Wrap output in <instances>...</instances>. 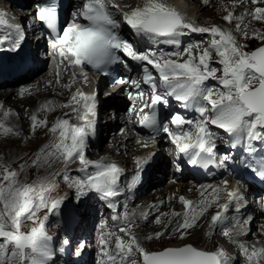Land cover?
Returning a JSON list of instances; mask_svg holds the SVG:
<instances>
[{"label": "snow or ice", "instance_id": "6c2138e0", "mask_svg": "<svg viewBox=\"0 0 264 264\" xmlns=\"http://www.w3.org/2000/svg\"><path fill=\"white\" fill-rule=\"evenodd\" d=\"M203 2L208 4L209 0ZM246 2L247 0H233L232 6L238 7ZM262 2L264 0H251L253 5ZM81 4L73 13V20L83 19L86 21L85 25L73 22L58 30V5L55 0H46L44 6L37 11L36 18L51 30V47L62 63L102 69L114 64L127 67L131 61L141 67L142 81L123 78L114 80L118 84H131L136 91L135 95L129 94V99L134 104L142 102L138 111L134 106L129 108L130 122L131 113L135 112L136 122L141 128L150 130V135L144 142L139 139L136 141L138 144L147 147V139L154 140L163 133L174 146L172 154L179 161L203 167L215 163L218 141L231 148L245 144L247 156L242 157L239 163L264 180V157L259 161L251 158L256 152L253 142L264 143V33L252 30L251 38L262 43L256 49L245 51L246 45L238 42L233 31L215 24L194 25L185 14L168 4L167 0H145L142 7L121 13L123 24L134 36L175 46H179L180 38L189 32L207 34L211 39L207 47L202 46L203 42H196L182 50L178 47L171 52L158 48L141 51L129 39L119 35L117 30L121 21L115 19L109 10L110 6L118 8V5L111 0H81ZM245 17L264 22V7H255L250 12L245 10L239 17L228 11L222 19L229 24L235 23V31L249 38V26L244 23ZM0 29L5 30L0 35V44L10 42L9 51L21 48V43L26 38L23 27L11 23L3 12H0ZM214 63L220 67L213 66ZM211 81L217 82L218 86L211 85ZM141 83L150 89L147 99ZM25 91L26 89H22L21 94ZM97 103L96 93L78 91L63 105L70 107L84 123L76 125L63 118L54 121L49 129L53 140L41 148L32 164L35 166L42 154L56 156L65 165L78 160L81 165L78 171L84 174V179L75 182L78 197L94 190L101 199L108 201L107 207L113 212V224L110 227L107 219L100 224V264H234L233 259L227 257L222 249L206 251L192 244H184L150 251L142 246L132 231L137 214L127 210L121 214L117 211V204L112 202L122 191L119 181L125 170L115 162H105L103 158L97 161L86 158L87 140L95 134ZM173 103L178 106L179 111L172 110ZM42 107L47 108V103ZM162 109L167 111L162 112ZM189 110L198 113V117L188 118L184 113ZM11 114L10 111L3 113L5 118ZM68 115L65 113V116ZM30 119L33 132L47 126V121L38 120L35 114ZM212 127L223 130L228 139L223 140L217 136L211 130ZM0 130L5 135H19L2 121ZM46 149L50 150L46 152ZM149 160L150 157L145 158L141 163L138 158L137 171H142V164H147ZM232 160L231 155H224L220 162L223 164ZM176 170H181L179 163L176 164ZM21 171L23 165L14 169L10 164L0 162V264H48L53 255L48 246L50 237L45 227L48 217L45 215L41 219L37 212L40 209H47L49 213L56 211L62 200H49L50 188L20 181ZM64 178L68 179L67 175ZM137 179L138 177L134 178L129 187ZM223 183L227 185V181ZM213 192L214 199L218 200L219 188L213 189ZM228 197L229 203L220 205V208L226 213L230 204L235 201L236 211L239 212L243 206V197L236 192H229ZM179 200L185 211L173 212V219L164 225L163 231L145 239H160L169 232L179 233V238L183 239L210 206V201L201 199L197 212L193 201L183 196ZM260 203L264 209V198H261ZM124 207L126 209V205ZM139 215L144 218V213ZM161 215L165 214L157 215L156 223H162ZM226 219L228 218L221 211H217L211 217L210 228L214 229ZM251 219L249 216L248 220ZM233 220V228L226 230L224 235L238 243L245 257V264H264V246H249L230 235L232 232L235 236L244 233L239 220L235 217ZM27 221H31L33 226L24 231Z\"/></svg>", "mask_w": 264, "mask_h": 264}, {"label": "bare ground", "instance_id": "6f19581e", "mask_svg": "<svg viewBox=\"0 0 264 264\" xmlns=\"http://www.w3.org/2000/svg\"><path fill=\"white\" fill-rule=\"evenodd\" d=\"M126 2L123 4V6H127L128 4V6L133 7V5H136V2H138L139 5L137 7H142L145 0H137L136 2L127 0ZM212 2L213 5L211 4V0H209L208 4H210V7H208V10H213L214 7L218 6L222 11H225V8L232 5L233 0H212ZM250 2L251 1L248 0L245 3L246 8H243L244 11H249L248 4H250ZM167 3L176 7L179 11L185 14L188 20L191 23H194V25L196 24V18L204 13H202V9L207 5L203 2V0H167ZM229 3L231 4L229 5ZM209 12L207 11L206 13ZM186 58L187 57H185V59ZM60 83L61 80L59 81L52 78L48 72H42L35 78L22 83L19 86L20 88L17 86L13 88H0V121H2L6 126L12 127L16 132L19 133V135H5L3 134L2 130H0V162L10 164L14 169H19L21 165H23V171H21L19 175V179L22 182L32 184L37 183L38 178H45L46 182L43 187L51 189L48 194L49 200L56 198V192L59 190V186L61 187L63 184L65 185L68 183L73 184L72 181L74 179L72 177L68 179L64 178L65 173L71 170V163L65 165L62 159H57L56 156H45L43 154L35 166L32 164V161L36 159L41 148L45 145H48L50 141L53 140V135L49 132V129L51 128L53 122L58 118L69 119L72 124L76 125H82L84 123L83 120L78 119L77 113H73L70 107H63V105L67 104L71 98L76 95V87L79 84L85 86V83L80 82L72 89L67 88L71 81L64 80V84L62 86L59 85ZM22 89H26L23 94H21ZM123 96L124 95L122 91H117L113 95V100H119L120 102H123ZM46 103L47 108H43L42 106ZM5 111H10L12 114L5 118L3 115ZM80 112L81 114L83 113L82 108L80 109ZM65 113H68L69 115L65 116ZM33 114L37 116L38 120H46L47 126L39 128L33 132L31 130L32 121L30 119ZM111 131L112 130L108 128V130L103 131L101 134L90 136L87 140V146L92 148L101 147L100 151H95L96 156L100 159L103 158L105 162H115L116 164L121 163L122 169L125 170L123 174H127L136 163L137 156L138 153H140L141 148L137 149L135 145H130L129 140L127 142L122 141L123 136H115L114 144H111L104 136L106 132L110 136ZM49 150L50 149H46L45 151L47 152ZM38 174L39 177L37 178ZM151 178L155 177L151 176ZM195 187L196 184H189L187 187H182V182L177 184L167 183L164 186L157 188L154 193L155 198H150L153 196V194H150L151 192L149 194L147 193L145 196H147L148 200L141 199V202L138 200L136 202V206L133 205L134 209L132 210L137 214L136 216H138L140 213H145L148 211V206L151 201L165 199L167 196L173 195L174 199L168 202L163 209L162 213L165 215H161L166 221L162 224L164 226L173 219V212H178L184 209V205L179 200V197L183 196L186 199L191 200L198 195L199 191L195 190ZM76 190L77 188L75 183L74 188H72L66 194V203L73 205L74 199H79V197L74 196V192ZM207 195L208 194L204 195L201 199H206ZM224 195L226 194L222 193L219 195L218 200L213 198L210 201V206H208L203 214L199 216L195 222V226L188 230L183 239L179 238V233H168L166 237L150 240L151 243L148 242V244L143 247L147 250H151L154 247L157 248L159 246L169 244L167 241L169 242L170 240L177 239L182 240L183 243H195L196 245L209 250H215V248L222 249L225 255H232L230 258L233 259L234 264L239 260L245 261V257L242 255V253L237 254L238 251L236 249L238 248V243L233 242L229 236H225L223 233H221L222 231L217 234L215 232L216 227L214 229L210 228L212 215H214L217 211H221L222 215L225 216V212H223V209L220 208V205L225 204V200L223 199ZM201 199L197 201L195 209L200 207L199 202ZM79 201L82 203V207L79 209L77 208L78 210L75 209L74 211L78 214V217L84 220L85 215H87L85 210L88 206H91V203L88 199L86 200L83 198V196L80 197ZM149 212L151 211L149 210ZM260 217L262 220L261 229L264 231V215H261ZM141 225L144 224L141 223ZM142 228H140L138 232L134 233L139 240L155 235V228H146V230ZM232 228L233 227H228L226 230ZM230 235L234 236L236 241L249 246L251 244L256 245L257 248L264 246V236H260V241L255 242L253 238L254 236H249L245 233L235 236V233L232 232ZM226 243L229 244L228 247L225 246Z\"/></svg>", "mask_w": 264, "mask_h": 264}, {"label": "rangeland", "instance_id": "374dc122", "mask_svg": "<svg viewBox=\"0 0 264 264\" xmlns=\"http://www.w3.org/2000/svg\"><path fill=\"white\" fill-rule=\"evenodd\" d=\"M131 1H134L136 2L137 0H131ZM248 1V0H247ZM251 1V0H250ZM0 3H1V0H0ZM215 3V2H214ZM135 4V3H134ZM211 4L213 5V2L211 0ZM231 3H229L230 5ZM261 4V5H260ZM258 5H253L251 2L249 5V12L253 10V8L255 7H264V2L260 3ZM139 5V3H138ZM208 7H210V4H207L203 9H202V15L201 16H198L196 19V24L197 26H211L213 24L215 25H218L220 26L221 28H224V29H229L231 31H233V34L236 36L238 42L241 44V45H246V48L244 49L245 51H251L253 50L254 48L258 47L259 45H261V41L258 40V39H254V38H251V32L252 30H257L258 32L260 33H264V22H260V21H255V20H252L250 17H245V20H244V23L248 24L249 26V38H245L243 35H241L240 33H237L235 31V23H232V24H229L227 22H225L222 17L227 15L228 11H232L236 17H239L241 16L242 13H244L245 11L243 10V8L245 7V3L238 6V7H233L232 5L228 6L227 8H225V11H222L218 6L214 7L213 10H208ZM246 8V7H245ZM221 10V11H220ZM209 12V13H206V12ZM194 24V23H193ZM202 35H205L206 38L203 39V43H202V46L203 47H207L208 45V42L210 41L211 37L207 34H202ZM195 51V50H194ZM186 57V56H185ZM184 57V58H185ZM214 60H215V54H214ZM214 65H218V64H213ZM220 66L218 65V68ZM42 72H45L43 70L39 71L38 74H36L33 78H35L36 76H38L39 74H41ZM219 74V73H218ZM32 78V79H33ZM10 88V87H9ZM81 122V121H80ZM103 129V128H102ZM107 141L111 142V138H106ZM105 140V141H106ZM104 141V142H105ZM114 142V140H113ZM88 143V142H87ZM94 149H97V150H94ZM101 150V147L98 148H92L90 146H87V150H86V158L89 159V161H93V160H100L99 157L96 156L95 154V151H100ZM91 153V154H90ZM108 154V153H107ZM93 158V159H92ZM98 158V159H97ZM76 164V165H75ZM73 166V168H72ZM119 167L122 168L121 166V163L118 164ZM81 167L79 161L77 160L76 162L74 163H71V170L70 171H67L65 173V175H67L68 178L72 177L74 180L72 181L73 184L71 183H68V184H63L61 187L59 186V190H57L56 192V198L54 199H61L62 200V203L59 207L58 210L56 211H53L51 213H49L47 211V209H40L38 212H37V216L41 219H43V217L45 215H47V220L45 222V227H46V231H47V234L48 236L50 237V240L48 241V246L50 248V250L52 251L53 255L51 257V259L49 260L48 264H71L72 262H74V260L80 256V253L81 251L77 248H83L84 247V239H78V237H75V239H70L68 237V234L66 232V229H65V226L63 225H59L58 224V220L62 219V217H59L60 215H63L65 217H67L68 215H76L77 213H75V209H79L82 207V203L79 201V199L73 201V205H71L70 203H66L65 201V198H66V194L72 189L74 188V184L77 180H81L79 175H78V169ZM42 174V173H41ZM40 174V175H41ZM39 177V174L37 176V178ZM46 180L45 178L41 177V178H38L37 179V183L44 186ZM154 182H157L156 178H151L150 176V179H149V184L147 185L146 187V191L145 193H150V194H153L155 191H156V187L158 186V184H152ZM164 186V185H163ZM160 187V186H159ZM63 188V189H62ZM77 188V186H76ZM153 190V191H152ZM77 192V190H76ZM153 192V193H152ZM142 194L138 199L140 200L141 202V199L142 200H148L147 199V194ZM74 196H77V194L74 193ZM144 196V197H143ZM154 194L153 196H151L150 198H154ZM213 196V197H211ZM215 195H207L206 199L211 201L213 198H214ZM88 194L86 193L85 195H83V198H85L86 200L88 198ZM227 197V195H224L223 199L225 200V198ZM144 198V199H143ZM54 199H51V200H54ZM136 201V202H137ZM136 202L133 204L136 206ZM133 206L127 210V212L129 213H132L133 210H132ZM200 208V207H199ZM199 208L198 209H195L196 211L199 212ZM77 209V210H78ZM91 210V211H90ZM132 210V211H131ZM85 212L89 215H92L93 213L92 212V205L91 206H88L85 210ZM78 215V214H77ZM88 215V216H89ZM82 219V218H81ZM136 219V218H135ZM162 223H154L153 225H141V222L139 220H134V227L132 229L133 233L135 232H138L140 228L142 229H154L155 228V231L154 233H157V232H161L164 230V226L162 225L164 222H166L164 219H163V216L160 217ZM139 221V222H138ZM138 223V224H137ZM261 223H262V220H261V217L259 218V223H258V227L256 226L254 228V231L252 234H250V236H254V240L255 242H258L260 241V236H264V231L261 229ZM137 224V225H136ZM141 225V226H140ZM33 226L32 222L31 221H27L23 227V230L24 231H27L29 230L31 227ZM222 228V229H221ZM222 231V232H221ZM226 230L223 229V227L220 225L216 226L215 228V232L217 234H219L220 232L224 234ZM262 231V232H261ZM171 233V232H169ZM260 234V235H259ZM99 235L100 234H97V236L95 235L93 238H94V243L92 245V250L90 251V254H93V252L96 251V249H99L100 246H99ZM168 235V233L166 234ZM166 235H164L163 237H166ZM71 237V236H70ZM252 238V237H251ZM142 246H145L146 244H148V242H150V240L148 239H141L140 240ZM113 243H114V239H113ZM151 243V242H150ZM167 243L169 244H166V245H163V246H159L157 248H153L151 249L150 251H154V250H159L163 247H175V246H182L184 244H192L193 246L197 247V248H201L203 250H206V251H215L217 250L215 248V250H209L207 248H204V247H200L198 245H196L195 243H190V242H184L182 240H177V239H173V240H170L169 242L167 241ZM226 247L229 246L228 243L225 244ZM252 246V244L250 245ZM238 251L237 254H240L241 251L239 249V247L236 249ZM227 257H230L232 255H226ZM245 260V259H244ZM235 264H245V261H241L239 260L238 262H236Z\"/></svg>", "mask_w": 264, "mask_h": 264}, {"label": "water", "instance_id": "95a60500", "mask_svg": "<svg viewBox=\"0 0 264 264\" xmlns=\"http://www.w3.org/2000/svg\"><path fill=\"white\" fill-rule=\"evenodd\" d=\"M260 46H261V45H259L258 47H260ZM258 47H256V48H258ZM256 48H255V49H256Z\"/></svg>", "mask_w": 264, "mask_h": 264}]
</instances>
